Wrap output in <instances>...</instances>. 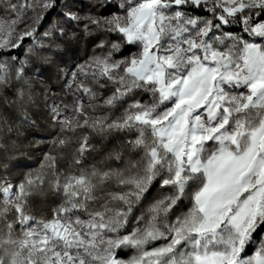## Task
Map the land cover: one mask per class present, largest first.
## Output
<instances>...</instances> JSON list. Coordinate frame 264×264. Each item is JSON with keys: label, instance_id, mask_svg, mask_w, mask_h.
<instances>
[{"label": "snow or ice", "instance_id": "obj_1", "mask_svg": "<svg viewBox=\"0 0 264 264\" xmlns=\"http://www.w3.org/2000/svg\"><path fill=\"white\" fill-rule=\"evenodd\" d=\"M90 5L0 0V154L65 41L95 43L39 167L0 174V264H264V0Z\"/></svg>", "mask_w": 264, "mask_h": 264}, {"label": "trees", "instance_id": "obj_2", "mask_svg": "<svg viewBox=\"0 0 264 264\" xmlns=\"http://www.w3.org/2000/svg\"><path fill=\"white\" fill-rule=\"evenodd\" d=\"M76 2L77 7L80 4L83 5L82 10H80L81 15L89 12L90 0H76ZM97 11L98 14L107 16L112 9H99ZM55 18L56 14L53 13L52 17H49V23ZM47 26L48 24H45L40 31L42 32ZM65 43L72 50L70 56L64 57L63 60L57 58L56 64L45 66L47 71L41 77L44 83H38L35 86V102L30 112L33 123L16 126L14 122L13 130L10 133H5L6 142L10 145L15 142V146L9 147L6 153L0 154V163L8 165L7 169L0 168V174L6 175L13 183H18L27 172L39 167L44 153L51 150L52 141L59 131L54 126L45 103H56L61 106L64 103H72V94L66 86V81L70 78V73L74 70L75 65L84 63L95 51V43L91 38L81 37L79 40L69 38ZM59 51H64L63 45ZM61 69L68 71V77L63 75ZM116 144L118 142L114 141L107 145V151H112ZM104 155L106 156L107 152ZM103 159L104 157H100L94 162L100 163ZM18 162H24L28 167H14ZM59 203L60 198L45 189V194L35 198L34 211L37 214H45L56 208Z\"/></svg>", "mask_w": 264, "mask_h": 264}]
</instances>
